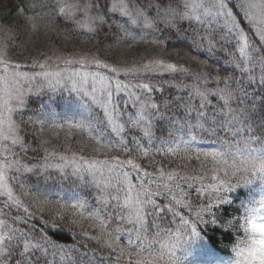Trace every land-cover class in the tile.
<instances>
[{
    "label": "snow or ice",
    "instance_id": "snow-or-ice-1",
    "mask_svg": "<svg viewBox=\"0 0 264 264\" xmlns=\"http://www.w3.org/2000/svg\"><path fill=\"white\" fill-rule=\"evenodd\" d=\"M28 8L31 20H63L98 45L115 37L108 48L180 42L185 47L174 53L183 52L195 67L154 59L118 68L95 55L21 64L7 59L8 46L0 43V264H182L176 249L200 235L199 225L217 224L214 202H231L221 195L234 190L229 178L243 186L264 181V0H29ZM42 94L63 95L64 114L53 107L25 117L29 97ZM158 122L166 135H157ZM21 124L39 126L33 138L46 128L85 133L104 158L72 151L70 144L64 151L49 148L46 139L33 146ZM113 150H135L155 170L134 158L109 159ZM157 155L195 159L199 166L166 170ZM12 182L40 212L53 209L54 219L40 217L39 228L32 223L36 214ZM85 188L95 190L92 199ZM181 209L194 210L195 219ZM249 211L264 213V200ZM68 213L81 228L83 239L75 244L48 234L63 230Z\"/></svg>",
    "mask_w": 264,
    "mask_h": 264
},
{
    "label": "trees",
    "instance_id": "trees-1",
    "mask_svg": "<svg viewBox=\"0 0 264 264\" xmlns=\"http://www.w3.org/2000/svg\"><path fill=\"white\" fill-rule=\"evenodd\" d=\"M54 3V0H53ZM29 0H0V43L7 44V59L15 63L31 64L33 60L43 62L48 57L55 58L56 56L68 57L71 54H78L89 57L95 55L100 60L114 65L118 68L139 66L148 63L154 59H162L166 62L183 64L185 67H195V63L183 57V52L177 56L173 49L184 48L180 42L173 44L168 42L166 48L158 47L143 42L130 44L124 42L119 46L108 48L107 45L116 44L115 37H109L103 40L99 45L95 40H89L86 35L77 33L73 30L72 25L66 24L63 20H57L56 24H51L50 17L43 15L35 20L30 18L33 16V10L28 8ZM45 12L48 9H44ZM187 50V49H185ZM87 54V55H84ZM195 55V53H193ZM202 58V57H201ZM49 60V64L52 63ZM55 63V60L53 61ZM26 71H39V69H24ZM106 71V70H103ZM121 79H126L121 76ZM156 79H159L158 77ZM169 79V77H163ZM190 81V78L188 79ZM173 91V90H170ZM55 108L56 112L64 114L68 107V102L63 95L55 96L50 99V94H42L39 96H30L28 107L24 111V116H38L41 112H48L50 108ZM131 111V109H129ZM178 116H183V112H178ZM22 134L25 132L26 142H30L35 146L39 140L46 139L50 143L47 147H55L59 151H64V146L71 145V150L85 156H99L104 158L103 154L93 151L94 142L89 140L87 134L71 130V134L67 128L58 131L45 129L39 136L33 138L32 133L39 131V126L21 124ZM167 129L163 132L160 130L158 122L157 135H166ZM139 135V133H132ZM223 133H221L222 135ZM211 139V137H210ZM81 147L83 152L81 153ZM129 147H132L129 141ZM30 156L34 155L29 153ZM113 155L119 156L121 159L134 158L135 162L148 171H154L155 166H149L150 158H142L137 156L135 150L132 153H123L116 150L107 153L110 159ZM156 160L160 161V166H164L166 170L176 168L177 164L187 163L186 168H182L185 172H194L198 168V162L193 159L189 162H182L173 157H162L157 155ZM171 162V163H170ZM211 173H209L210 175ZM55 175V174H54ZM223 178V177H222ZM233 184L234 190L225 195L231 202L219 207L213 203V213L217 218V224L199 225V236H193L188 241L182 242L181 246L176 249V257L182 261V264H231L235 259L233 248L239 237L243 235L244 215L246 209H259L260 201L264 200V181L259 179L254 180L247 186H243L242 180L237 183L236 178H229ZM32 182H35L34 179ZM135 182V178H133ZM13 188L17 195L21 196L25 205L30 211L36 214V218L32 223L37 227H42L40 217L44 220L54 219L53 209H46L40 212L39 209L33 206L32 197L23 195L19 185L12 182ZM49 186L59 187L56 181H50ZM95 190L85 188L82 190L84 196L89 199L93 198ZM192 204L195 206L198 203L197 197L194 195V190L190 192ZM205 197H199V202H205ZM94 203V200H93ZM181 213L188 216L190 219H195L194 210L189 212L188 209H181ZM13 215L17 213L13 212ZM211 216L205 213V219H210ZM71 214H65L64 221L60 222L63 225V230L55 231L48 230V234L60 243L75 244L77 240L83 239L80 236L81 228L70 223ZM85 229L95 234V229L87 227L88 221H85ZM229 223L231 226H229ZM21 227H26L21 225ZM68 229L77 233L75 239L69 234ZM89 248H95L93 241H88ZM83 251V246L79 245Z\"/></svg>",
    "mask_w": 264,
    "mask_h": 264
},
{
    "label": "clouds",
    "instance_id": "clouds-1",
    "mask_svg": "<svg viewBox=\"0 0 264 264\" xmlns=\"http://www.w3.org/2000/svg\"><path fill=\"white\" fill-rule=\"evenodd\" d=\"M264 213L245 210L243 235L233 251L232 264H264Z\"/></svg>",
    "mask_w": 264,
    "mask_h": 264
},
{
    "label": "rangeland",
    "instance_id": "rangeland-1",
    "mask_svg": "<svg viewBox=\"0 0 264 264\" xmlns=\"http://www.w3.org/2000/svg\"><path fill=\"white\" fill-rule=\"evenodd\" d=\"M71 55L72 56H68V57H77V58H79L80 56H83V55H78V54H71ZM84 55H87V54H84ZM87 56H90V55H87ZM54 60H55V58L52 59V63L51 64H54V62H53ZM101 71H103V70H101Z\"/></svg>",
    "mask_w": 264,
    "mask_h": 264
}]
</instances>
